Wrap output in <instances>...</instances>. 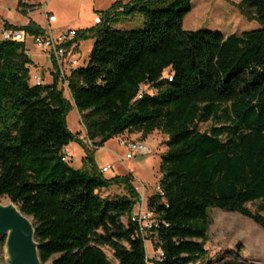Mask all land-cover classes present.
<instances>
[{
  "label": "trees",
  "instance_id": "16d2710c",
  "mask_svg": "<svg viewBox=\"0 0 264 264\" xmlns=\"http://www.w3.org/2000/svg\"><path fill=\"white\" fill-rule=\"evenodd\" d=\"M191 4L117 0L101 11L75 40L94 43L88 64L67 76L72 100L58 72L34 83L26 42L0 41V199L33 218L43 264H147V239L164 252L155 264L201 263L209 257L210 207L264 228V0L240 3L262 27L229 35L184 29ZM137 14L143 27H116ZM7 28L44 32L34 20ZM73 107L94 147L69 129ZM157 131L168 136L161 190L147 200L158 224L143 234L132 218L133 175L106 176L92 148ZM73 140L87 148L83 168L64 160ZM115 186L125 194L112 196ZM4 245L0 237V255ZM215 264L264 263L236 255Z\"/></svg>",
  "mask_w": 264,
  "mask_h": 264
},
{
  "label": "rangeland",
  "instance_id": "374dc122",
  "mask_svg": "<svg viewBox=\"0 0 264 264\" xmlns=\"http://www.w3.org/2000/svg\"><path fill=\"white\" fill-rule=\"evenodd\" d=\"M117 0H0V41L6 40L3 30L8 29L7 24L23 26L28 19L34 20L39 25L48 26L46 4L50 11L59 17V23L66 27H91L95 19L100 17V12L108 9ZM128 2L130 0H124ZM241 0H192L191 9L184 18L183 27L186 30H211L229 35L249 31L262 27L254 13H248L240 7ZM55 24V23H54ZM144 17L140 14L122 16L116 23L118 28L136 29L143 27ZM84 29V28H81ZM82 58L79 65L86 66L93 48V39H81ZM27 48L33 57L46 70L52 71L45 78L51 80L56 66L52 58L33 42V36L27 35ZM47 54V56L45 55ZM80 56V54H79ZM71 67H68V72ZM33 72H37L35 68ZM40 71V70H39ZM51 76V78H50ZM44 83H48L47 80ZM65 96L72 100L68 90ZM68 127L74 133H80L81 137L87 136V129L82 115L76 107H73L67 117ZM210 124H203L201 128L207 129ZM126 137L113 138L105 146L92 148V154L99 166L109 164L110 170L106 176L126 175L131 173L134 177L135 187H147L146 195L149 197L157 190L161 174L159 164L161 155L166 151L165 140L168 136L162 132H154L145 141L148 152L137 154L134 158H127V148L120 144V140H140V134H125ZM89 146V145H88ZM90 148V147H89ZM69 159L76 168H83V157L87 155V148L80 141L73 140L68 146ZM110 194L123 195L124 188L115 186ZM1 202H8L4 196ZM252 211H256V204H249ZM209 214L211 225L209 231V257L198 264H215L224 258L238 255L247 260L264 263V228L252 219L238 212L223 211L217 207H210ZM264 214V213H263ZM127 220V217L124 218ZM149 255H153L154 246L150 239L145 241ZM110 257L116 263L112 253ZM0 264H6L4 254L0 255ZM45 264H51L48 261Z\"/></svg>",
  "mask_w": 264,
  "mask_h": 264
},
{
  "label": "built area",
  "instance_id": "2783aa9c",
  "mask_svg": "<svg viewBox=\"0 0 264 264\" xmlns=\"http://www.w3.org/2000/svg\"><path fill=\"white\" fill-rule=\"evenodd\" d=\"M46 13L48 27L44 28V32L33 36V42L52 58L56 66V72H58L60 78L64 80V86L66 90L70 92L67 76L74 68L79 66L81 61L79 52H75V44L77 43L75 40L78 36L79 30L76 28H68L55 33L51 27V24L56 20V16L54 14H50L47 11V4ZM2 32L6 40L26 42L27 35L23 30L4 29ZM68 67H71L69 72L67 71ZM33 81L36 84H43V75L40 72L34 73ZM81 138L84 143L88 144L90 147H94V142L88 136ZM120 141L121 145L127 148L128 152L126 157L129 159L134 158L137 154L148 152L145 141L135 139ZM69 157L70 153L67 152L64 160H68ZM110 168V165L106 166L102 169V172L106 173L110 170ZM136 189L139 192V197L136 200L132 218L138 223L141 232L146 234L148 229H152L153 227L157 226L158 221L154 212L149 210L147 207V187L143 184L141 188L136 187ZM157 190H161L160 186L157 187ZM146 252L148 260L147 264H155L156 261L163 260L164 252L161 248L155 249L153 255H149V251L146 247Z\"/></svg>",
  "mask_w": 264,
  "mask_h": 264
},
{
  "label": "water",
  "instance_id": "95a60500",
  "mask_svg": "<svg viewBox=\"0 0 264 264\" xmlns=\"http://www.w3.org/2000/svg\"><path fill=\"white\" fill-rule=\"evenodd\" d=\"M0 237H5L6 264H43L33 218L10 199L0 200Z\"/></svg>",
  "mask_w": 264,
  "mask_h": 264
},
{
  "label": "crops",
  "instance_id": "0c3cea01",
  "mask_svg": "<svg viewBox=\"0 0 264 264\" xmlns=\"http://www.w3.org/2000/svg\"><path fill=\"white\" fill-rule=\"evenodd\" d=\"M53 1V0H52ZM47 11L50 13V14H54L55 16H56V20L51 24V27H52V29H53V31L55 32V33H58V32H60V31H63V30H65V29H68V28H76V29H81V28H89V27H66L65 26V24H62V23H59V17L54 13V12H52V11H50V9H49V4L47 3ZM94 17H95V19H94V21H93V25H95L96 23H98L99 21H100V17L99 16H97V15H94ZM30 20L31 19H28L27 20V23H25L24 25H26V24H28L29 22H30ZM48 21V20H47ZM48 23V22H47ZM55 23V24H54ZM93 25H90L91 27L93 26ZM43 27H44V25H42ZM48 27V26H47ZM46 28V27H45ZM81 43H82V41H77V43L75 44V52H79V54H80V56H81V58H82V54H81ZM27 52H28V55H29V57L32 59V61H33V65H34V67L33 68H35V70H38L37 72H40L42 75H43V78H44V80L46 79L45 77L47 76V75H50V73L52 72L51 70H50V72L49 73H46V70H45V68L40 64V63H38V61L35 59V57H33L32 56V54H31V52H30V49L29 48H27ZM46 56H47V54H45ZM48 57V56H47ZM40 70V71H39ZM54 77V76H53ZM53 77L51 78V76H50V78H51V80L49 79V80H47L49 83L50 82H52L53 81ZM70 93V92H69ZM71 94V93H70ZM125 137H126V135H124ZM116 138H118V140L119 139H121L122 137L121 136H117ZM146 141V140H145ZM108 142H106L105 143V145L107 144ZM121 144V143H120ZM104 145V146H105ZM125 147V146H124ZM98 165V164H97ZM99 166V165H98ZM106 166H109V164H105V165H103L102 167L101 166H99V168H101V169H103L104 167H106ZM112 177V176H111Z\"/></svg>",
  "mask_w": 264,
  "mask_h": 264
}]
</instances>
